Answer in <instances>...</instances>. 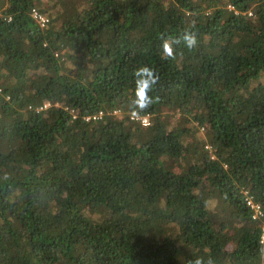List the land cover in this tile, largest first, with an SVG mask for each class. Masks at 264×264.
<instances>
[{
    "label": "trees",
    "instance_id": "obj_1",
    "mask_svg": "<svg viewBox=\"0 0 264 264\" xmlns=\"http://www.w3.org/2000/svg\"><path fill=\"white\" fill-rule=\"evenodd\" d=\"M0 9V264L264 262L246 202L264 213V0ZM185 30L196 47L165 58ZM145 65L148 127L130 121Z\"/></svg>",
    "mask_w": 264,
    "mask_h": 264
},
{
    "label": "clouds",
    "instance_id": "obj_2",
    "mask_svg": "<svg viewBox=\"0 0 264 264\" xmlns=\"http://www.w3.org/2000/svg\"><path fill=\"white\" fill-rule=\"evenodd\" d=\"M160 39L162 40V55L165 58H174L173 45L183 44L189 50L195 48L197 45L196 33L189 30H185L176 38L166 37L164 34H161ZM133 76L135 78V88L134 99L130 101L133 109L131 115L138 116L140 112H144L154 103L156 98L152 97L150 92L158 84L159 76L153 68L147 65L137 68ZM189 264H214V262L210 257L207 260L203 257H199L194 261H189Z\"/></svg>",
    "mask_w": 264,
    "mask_h": 264
},
{
    "label": "built area",
    "instance_id": "obj_3",
    "mask_svg": "<svg viewBox=\"0 0 264 264\" xmlns=\"http://www.w3.org/2000/svg\"><path fill=\"white\" fill-rule=\"evenodd\" d=\"M1 10V9H0ZM34 18L40 23L42 27H45L48 24V19L43 16L42 14L38 13L37 11L33 12ZM1 91V90H0ZM112 116H121V111H114L113 113H108ZM105 116L103 112H100L99 114L94 115L93 117H87L86 120H100ZM130 121L136 124H140L143 127H148L151 123V116L150 115H138V116H132L130 115ZM247 206L251 209L253 213V219L257 221H261L262 223V234L260 242L262 245H264V213L261 209V207L254 201V199L250 196H247L246 198ZM264 264V262L262 263Z\"/></svg>",
    "mask_w": 264,
    "mask_h": 264
},
{
    "label": "rangeland",
    "instance_id": "obj_4",
    "mask_svg": "<svg viewBox=\"0 0 264 264\" xmlns=\"http://www.w3.org/2000/svg\"><path fill=\"white\" fill-rule=\"evenodd\" d=\"M69 68V66H67ZM203 131V130H202Z\"/></svg>",
    "mask_w": 264,
    "mask_h": 264
}]
</instances>
